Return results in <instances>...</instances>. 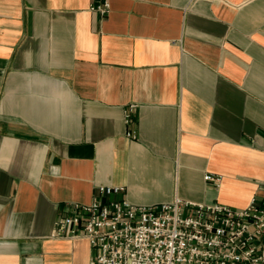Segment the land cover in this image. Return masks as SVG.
Returning a JSON list of instances; mask_svg holds the SVG:
<instances>
[{
  "label": "crops",
  "instance_id": "0c3cea01",
  "mask_svg": "<svg viewBox=\"0 0 264 264\" xmlns=\"http://www.w3.org/2000/svg\"><path fill=\"white\" fill-rule=\"evenodd\" d=\"M96 3L0 0V264H90L54 230L101 185L264 199V0Z\"/></svg>",
  "mask_w": 264,
  "mask_h": 264
},
{
  "label": "built area",
  "instance_id": "2783aa9c",
  "mask_svg": "<svg viewBox=\"0 0 264 264\" xmlns=\"http://www.w3.org/2000/svg\"><path fill=\"white\" fill-rule=\"evenodd\" d=\"M96 1L91 10L106 17L109 0ZM204 179L220 186V176ZM125 193L98 186L91 203H74L58 219L54 237L87 239L90 264H264V199L238 210L179 198L136 205Z\"/></svg>",
  "mask_w": 264,
  "mask_h": 264
}]
</instances>
